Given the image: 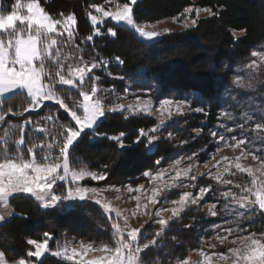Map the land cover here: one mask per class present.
<instances>
[{"label":"snow or ice","instance_id":"obj_1","mask_svg":"<svg viewBox=\"0 0 264 264\" xmlns=\"http://www.w3.org/2000/svg\"><path fill=\"white\" fill-rule=\"evenodd\" d=\"M138 0H130L122 6L117 5V10L105 11L103 7L93 5L97 13L102 14L98 19L97 15L88 13L90 21L93 26L102 23V18H110L117 25H125L134 31L142 40L153 42L158 41L164 33L161 31H148L145 27L139 26L135 23L133 18V7L137 5ZM191 8L185 9V12H191ZM210 15H217L211 9H205ZM183 15V14H181ZM199 15V10H197ZM76 24L75 14H70L67 17L61 13L60 18H56L49 14L38 0H16L11 5L10 10L5 14V9L0 7V122L7 124V117L10 115H18L14 112L11 106L7 103L17 96L26 94L30 103L28 107L24 108V112L37 111L44 107L46 102H52L58 105L59 109H63L70 120L62 122L58 115H48L42 117L45 121L44 127H36L35 131L40 134H46L50 137V142L41 141L34 143L32 140L26 139L30 137L28 129L37 122L32 120H25L21 125H9L10 128L17 129L12 135H19L18 140L9 142L10 132L5 129L0 142L3 147H0V205L4 206V212L0 214V244L7 240V235L2 229L8 225L17 213L14 210H9L8 206L16 200L34 199L39 202L41 208L61 210H72L74 207L83 206L81 202H92L98 205L101 210L112 220V212L115 211V220L111 222V240L110 242H102L98 246L89 244L84 246L81 244L80 249L73 247L69 254L68 248L65 246L61 251L50 252L49 242L54 237L49 232L43 233V239H27L26 244L31 248L25 253L28 259L13 260L12 264H43V257L48 254L53 256H63L65 260L73 262V264H146V255L150 249L160 247L162 245L161 232L170 230L171 225L178 224L182 229H190L194 225L192 223L183 222V213L187 210L189 204L196 205L197 202L206 194L212 191L211 185L208 187H201L199 194L195 197L192 193L184 191L178 200L172 201L174 207L157 208L154 212L155 222L160 227L151 239L147 242L141 243L142 229L144 224L139 227H132L129 224L128 218L123 217V227H121V213L118 210L112 209L107 203H102L100 199L96 198L95 193L97 189H88L79 186V181L86 176H90L92 180H104L107 177V172H89L84 169L75 171L69 167L70 151L79 142L82 134L91 131L95 134V138L101 140H110L114 142L121 150L129 147L125 143V137L128 135L124 131H120L116 135H108L107 133H97L96 128L103 123L109 116L119 113L128 119L125 113H143L149 114L151 109L149 102L143 104H113L106 105L105 97L102 93L109 90L97 86L100 77L90 75L93 69L100 67L97 63H90L84 61L83 56L75 59L74 63H62L60 57L62 52L59 45L61 43L57 37H64L71 39L75 31ZM197 20L193 19L191 25L184 23V28L195 26ZM245 30L240 31L243 35ZM164 32H168L167 29ZM95 35H100V29L95 28ZM107 34L115 38L117 32L114 28H107ZM234 41L239 40V36L233 30ZM93 35L87 37V41H92ZM79 50V46H76ZM253 57H260L264 61V52L252 51ZM67 59V58H65ZM115 60L123 65L124 61L116 56ZM107 63V62H105ZM257 66V61L253 59L248 65L249 68ZM111 75V73H109ZM124 79V77H119ZM237 77V82H239ZM88 80L92 81L88 87ZM247 87H252L248 85ZM75 90L79 94V99L72 96H66L64 93ZM114 91V89L112 90ZM66 99L69 102H66ZM139 100V97H137ZM233 99H235L233 97ZM196 102V98H185L184 100H174L172 98H165L160 101L159 109L161 116L164 113L168 114V119L172 118L173 111L179 116L185 114V109L195 111L197 113H205L204 107H196L192 109V104ZM71 104V106H70ZM257 105V109H259ZM206 114V113H205ZM264 114V113H262ZM221 115L227 117L229 120L235 118L227 111H223ZM74 122V123H73ZM50 123L52 126L48 127ZM165 125V120H161L160 125L152 127L148 132L143 129L139 130V134L131 142L139 145L146 140L145 147L149 152L155 148L156 142L161 139L155 133L161 130ZM243 128V124L238 125ZM256 130H264V124L256 123ZM233 129L229 128L231 132ZM212 137H217L218 133L213 131ZM172 133H168L171 137ZM235 140L236 138L233 137ZM219 140H224V135H219ZM244 140H236L235 146L243 145ZM21 149H26L30 158H25ZM264 151V149H261ZM254 159L261 160V166L264 167V159L257 157L253 152ZM195 155V154H194ZM238 159V158H237ZM155 163L158 165L159 160ZM177 164L179 161L176 162ZM219 163V162H218ZM175 167V165H173ZM235 167L242 172H247L252 175V184L250 187H241L235 185L240 189V195L237 196L231 190L224 191L221 195L226 201H231V205L225 204V208L230 206L235 208L240 217H248L251 221L257 215L264 218V179H258L250 168H242L240 164ZM168 170L165 169L157 172L155 176L150 171H144L143 176L153 180H160ZM229 169L225 168L224 172ZM223 173L216 174L213 178L224 185H231L232 181L222 179ZM181 177H186L188 180L195 182L196 175H190L189 170H177L173 179L179 186L183 185ZM68 181L69 187L66 189V195H57L54 191V186L62 187V182ZM75 185V186H71ZM195 187V184H192ZM169 185H163L159 188L153 187L151 196L148 197V202L156 205L163 200L167 203L166 193L170 190ZM139 188H144L140 185ZM131 191V189H129ZM139 189H137L138 191ZM137 201V207H140V197H134ZM145 215H152L147 211V203L144 205ZM171 212L168 218H163V212ZM135 211L133 212V216ZM211 215H217L216 205L211 206ZM24 218V217H21ZM148 221H145V224ZM217 229L221 225L215 226ZM228 235H232L235 231V238L232 240L233 244H238V247L229 248L227 251L230 256L221 255L222 259L230 260V264H264V231L259 234L257 232H248L243 235V232L248 231L242 226H238V230L232 227H224L222 229ZM175 240V237H172ZM221 244L227 239V236H219ZM99 251L103 255L91 260H85L84 257L89 252ZM203 254V253H202ZM79 256V260H77ZM208 258L206 257V260ZM0 264H8L6 259V251L0 250ZM179 264H188L187 259L179 261Z\"/></svg>","mask_w":264,"mask_h":264},{"label":"trees","instance_id":"obj_2","mask_svg":"<svg viewBox=\"0 0 264 264\" xmlns=\"http://www.w3.org/2000/svg\"><path fill=\"white\" fill-rule=\"evenodd\" d=\"M16 0H1L5 14L10 10ZM49 14L60 18L75 14L76 31L71 39L57 37L61 41L59 48L62 52L61 62L74 63L75 59L83 56L84 61L97 63L100 67L93 69L90 75L100 77L97 86L108 89L102 93L105 104H116L123 97L124 79L137 74L141 69L143 75L159 89L161 96H173L176 93L186 95L197 92L207 103L198 104L205 108L204 114H193L185 119L186 125L191 129L203 130L201 135L193 136L185 149L204 159L203 155L209 148L207 126L201 125L205 121L209 124L216 122L214 112L219 110L221 93L224 90L227 75L232 65L246 61L253 49L264 43V0H138L133 7V16L138 22L155 23L166 18L179 17L186 8L196 5L209 8L217 15H209L197 19L195 26L185 30L173 31L162 35L158 41L147 42L140 39L134 31L122 26L107 22L102 28V34L94 36V28L88 20V12L93 5L103 7L123 5L130 0H38ZM112 27L117 32L115 38L107 34V28ZM245 30L240 35L241 30ZM233 30L238 32L239 40L234 41ZM93 35L92 41L87 37ZM79 46V50L76 46ZM119 56L123 65L115 57ZM67 58V59H65ZM107 62V63H105ZM111 73V75H109ZM124 79H119V77ZM92 84L88 80V87ZM114 89V91H112ZM79 99L75 90L64 93ZM66 102H69L66 99ZM203 102V101H202ZM30 103L26 94L15 97L7 103L18 115H10L7 124L0 122V134L4 130L10 132L9 142L18 140L19 135H12L17 129L9 125H21L25 120L37 122L28 129L34 143L50 142V137L35 131L36 127H44L42 117L58 115L62 122H68L70 117L58 105L47 103L37 111L24 112ZM71 106V104H70ZM125 119L119 113L109 116L96 128L97 133L116 135L120 131L126 132L125 143L129 147L121 150L110 140L95 138V134L87 131L82 134L79 142L70 151L69 160L73 169L85 168L89 171L107 172V177L99 182L100 186L140 184L148 180L143 176L144 171L154 172L162 167L173 156L175 146L162 132L155 133L161 137L155 148L149 152L145 147L146 140L139 144L131 142L143 129L148 132L152 127L158 126L157 120L142 114L125 113ZM74 123V122H73ZM48 127L52 125L47 124ZM184 134L179 133L178 138L183 139ZM177 140V141H180ZM209 145V146H208ZM25 158H30L26 149H21ZM156 160L160 163L157 165ZM83 206L72 210L58 208L43 209L34 199L16 200L11 203L16 217L6 225L2 231L6 233L7 240L0 244V250L6 251L8 262L21 258L28 259L25 253L31 248L26 244L27 239H43V233L49 232L54 239L49 242V248L54 251L66 241L73 243L86 242L99 245L111 240V222L101 208L88 201L81 202ZM194 209H187L183 213V222H190V213ZM24 217V218H21ZM203 225L208 220L202 218ZM157 227V226H156ZM253 230L264 231V218ZM211 229V228H208ZM207 229V230H208ZM201 230V229H200ZM206 227L204 228L207 234ZM153 232V230H151ZM203 231V232H204ZM142 239L152 238L149 229L143 230ZM201 233V232H200ZM196 233L194 227L182 229L180 225L173 224L167 232H161L160 247L150 249L146 261L157 264L169 263L181 258L189 247H201L204 237ZM205 234V235H206ZM208 234L210 232L208 231ZM172 237L176 239L173 240ZM43 264H73L51 254L43 257Z\"/></svg>","mask_w":264,"mask_h":264},{"label":"rangeland","instance_id":"obj_3","mask_svg":"<svg viewBox=\"0 0 264 264\" xmlns=\"http://www.w3.org/2000/svg\"><path fill=\"white\" fill-rule=\"evenodd\" d=\"M193 1L196 2L197 0ZM1 6L2 3L0 0V7ZM103 8L105 11L115 12L117 10V7L114 5ZM188 8H191L192 11H184L183 15H180L179 17L166 18L155 23L138 22L135 20L134 16L133 18L136 24L145 27V29L148 31L155 30L161 31L162 33L166 34L173 31L185 30V22L191 25V21L193 19L197 20L198 18L210 15L209 12L205 11V9L209 8H201L196 5H192ZM197 10H199V15H197ZM89 12H91L92 15H97L98 19L102 17V14L97 13L96 9L93 7H91ZM67 16L68 15L64 17ZM87 17L89 22L91 23L89 15H87ZM102 19L103 22L98 23L96 26H93L91 23L92 27L94 28V32L96 27L100 29V35L102 34V28L105 23H114L110 18L105 17ZM73 27L76 31V24ZM165 29H167L168 32H164ZM236 34L238 35V32H236ZM94 36L97 35L94 34ZM253 51L264 52V43L256 46ZM253 59L257 61V66L254 68H249L248 65ZM229 67L231 69L227 75V81L225 82L224 90L221 93L219 110L217 112H214V119L217 121L211 124L205 121L201 124L202 126H207L208 130L205 134L207 135V141L210 144V146H208L212 149L210 152L207 151L203 154L205 156L204 159H201L200 157H198V155H194L192 152L190 153V151L185 149V146L194 139L192 138L193 136H198L203 133V130L199 128H189V126L186 125L187 123L185 122V119H187V117L190 118L189 116H192L193 114L204 113L189 111L186 108L185 114L183 116H179L175 113V111H173L172 118L168 119V114L164 113L163 116H161L158 109L160 101L165 98H172L174 100L196 98V102L192 104V109L201 107L198 104H204V102H207L202 99L197 92H190L183 96L180 95V93H176L173 96H161L159 95L158 87H155L152 84L148 83V80L143 75L145 70L141 69L137 74L131 75L130 77H126L124 79L123 97L116 104L136 105L138 103L143 104L147 101L149 102V107L151 109L150 113L143 114L137 112L134 114H142L153 118L157 120L158 125H160L162 119L165 120V125L161 127V130L159 132L164 133V135L170 140V142L173 141L172 144L176 149L173 156L170 157L166 164H164L162 167H158L157 170L151 173L153 176H155L157 172H161L165 169H167L168 171L160 180H153L148 178V180H146L144 183L136 185L124 184L100 186L98 183L103 180H92L90 176H86L83 180L78 182L79 186L81 187H85L88 189H97V192L95 193L96 198L100 199L102 203H107L112 209L118 210L121 213V227L124 226L123 217L125 216L128 218L129 224L132 227H139L141 224H144L142 234L144 233L143 230L145 229H149L148 233L150 234L160 231V227L155 222L156 218L154 217V212L157 208L166 207L170 209L171 207L177 206L174 205L172 201L178 200L184 191L192 193V196L195 197L199 194V190L201 187H208L209 185H211L212 191L206 193L197 202L196 205L189 204L187 208L194 209V212L190 213L191 220L190 222L186 223H192L194 225L193 227L196 233L201 232L200 234L204 237V244H202L201 247L198 246V248L190 246L189 250L185 252L186 254H184L181 258H178L177 260L171 261L169 263L160 264H179V261H182L184 259H187L188 264H230V260L222 259L221 255L230 256L231 254L227 250L229 248L238 247L239 245L232 243V240L235 238V231L232 235H228L222 229L224 227L230 226L234 230H238V226H242L243 228H246L248 230L246 232H243V235H247L248 232H257V234L260 233L257 230L254 231L253 226H255V224H257L262 218L257 215L250 221L246 216L240 217L235 208L230 206L226 209L225 204L228 203L229 205H231V201H226L221 193L224 191H228L231 188V190L235 192L237 196H239L240 189L236 188L235 185L239 184L242 188L251 186L253 179L252 175L237 169L235 167L237 163L240 164L242 168L252 169V172L256 178L264 179V167L261 166V160L254 159L253 155L249 154V152L251 151L255 156L264 159V151H261V149H264V130L255 129L256 123L264 124V114H262L264 113V61H262L260 57H253L252 55H250V57L243 63L232 65ZM237 77L240 78L239 82H237ZM248 85H251L252 87L249 88L247 87ZM137 97H139V100L137 99ZM233 97L235 99H233ZM47 103L52 102H46V104ZM257 105L260 106L259 109H257ZM223 111L229 112L235 119L229 120L227 117L221 115ZM241 124H243V128L238 127V125ZM229 128H232L233 130L229 132ZM213 131H216L218 133L217 137L215 138L211 135ZM169 132L172 133L171 137H168ZM179 133L184 134L182 140L178 138ZM221 134L224 135L223 141L219 140V135ZM0 136L2 135L0 134ZM233 137H235L236 139L234 140ZM236 140H244L245 143L243 145L233 147V145H235L236 143ZM0 147H3L2 142H0ZM177 161H179L178 164L176 163ZM173 165H175V167H173ZM69 167L70 169L75 171H80L81 169H73L71 167L70 160ZM225 168H228L229 171L224 172ZM82 169H84L85 171H89L85 168ZM178 169L181 171L189 170L190 175H196L198 177L197 180L195 182H192L186 177H181L182 183L183 185H186V187L179 186L178 183L173 179ZM89 172L93 171L90 170ZM220 173H223L222 179L231 180L232 184L224 185L213 178L216 174ZM193 183L195 184V187L192 186ZM140 185H144V188H139ZM163 185L171 186L168 192L163 193V195L167 198V203H164L163 200L160 204L156 205L148 202V197L151 196L152 188H159ZM69 186L70 185L68 181L62 182V187L54 186L55 194L66 195V189ZM129 189H131V191ZM137 189L139 190L137 191ZM137 195L140 197L139 208L137 207L138 201L134 198ZM37 203L39 204V202ZM146 203L147 211L152 215V219H150L149 215H145L144 205ZM213 204L216 205L217 211V215L215 217L211 215V206ZM8 208L9 210H14L11 204L8 206ZM4 210V206L0 205V214H2ZM134 211L135 215L133 216ZM170 215V211L162 213L163 218H168ZM112 218L113 220H115V211L112 212ZM202 218L208 220V222L205 223L206 225H203L204 221L202 220ZM145 221H148V223L145 224ZM217 224L221 225L220 229H217L215 227ZM205 227L206 230L208 228H211L207 230V234L204 231ZM151 230H153V232ZM208 231L210 232V234H208ZM218 235L227 236V239L224 240L223 244H221L220 240L218 239ZM148 239L151 238H146V240L142 239V243L147 242ZM81 244L87 246L92 243H73L71 241H66L60 248L54 251L50 249V252L61 251L66 246L70 254L73 247L79 250ZM101 255H103V253L99 251L89 252L84 257V259L91 260ZM206 257L208 258L207 260ZM60 258L64 259L63 256H60ZM76 259L79 260V256H77ZM8 264L12 263L8 262ZM33 264H35V261H33ZM146 264L157 263L153 261H146Z\"/></svg>","mask_w":264,"mask_h":264}]
</instances>
